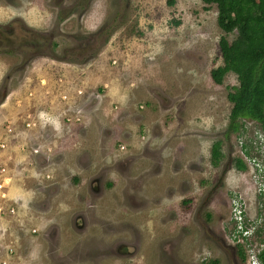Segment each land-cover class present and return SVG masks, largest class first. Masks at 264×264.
Masks as SVG:
<instances>
[{"label":"rangeland","instance_id":"374dc122","mask_svg":"<svg viewBox=\"0 0 264 264\" xmlns=\"http://www.w3.org/2000/svg\"><path fill=\"white\" fill-rule=\"evenodd\" d=\"M0 33L2 262L264 264V132L224 138L214 4L0 0Z\"/></svg>","mask_w":264,"mask_h":264},{"label":"trees","instance_id":"16d2710c","mask_svg":"<svg viewBox=\"0 0 264 264\" xmlns=\"http://www.w3.org/2000/svg\"><path fill=\"white\" fill-rule=\"evenodd\" d=\"M175 0H166L172 5ZM216 6V25L224 33L236 32V37L226 42L217 40L222 65L211 69L210 78L220 84L227 72L236 76L237 85L226 92L231 103L224 138L237 129V120L247 117L258 122L264 132V0H200ZM99 32H108L111 23ZM246 151V150H244ZM218 143L211 145V156L217 158ZM241 168V160L236 161ZM240 256L243 257L240 252ZM264 262V249L258 252ZM207 264H215L211 261Z\"/></svg>","mask_w":264,"mask_h":264},{"label":"built area","instance_id":"2783aa9c","mask_svg":"<svg viewBox=\"0 0 264 264\" xmlns=\"http://www.w3.org/2000/svg\"><path fill=\"white\" fill-rule=\"evenodd\" d=\"M34 118H36L37 120H39V122H37V123L41 127L43 125V122L42 121H43L44 118L43 119H38L37 117H34ZM40 120H42V121H40ZM34 123L35 122L29 116H28L27 120L25 118V120L23 121V124L26 127H29L31 124H32L31 126H34ZM32 128H34V127H32ZM11 130H12L11 126L6 124V125H4L3 128H1L0 134H4L5 135L6 133H10ZM3 143L4 142L2 141V138H0V148H3L4 147V144ZM46 149L49 151V149L42 144V145H38L37 148H33L32 150H33V153H37L38 151H44ZM12 179H13L12 176H10L9 173L6 174L4 172V170H3V168L0 167V200L5 205L4 208H5L6 213L13 211V206H12V208H10V206L7 205L8 204V201L6 200L8 198L6 196V193H7L6 191L8 190V188H10V186H11L10 184L12 183ZM8 191H11V190H8ZM31 231H33V230L31 229Z\"/></svg>","mask_w":264,"mask_h":264},{"label":"flooded vegetation","instance_id":"af4514ba","mask_svg":"<svg viewBox=\"0 0 264 264\" xmlns=\"http://www.w3.org/2000/svg\"><path fill=\"white\" fill-rule=\"evenodd\" d=\"M107 26H108V24H107V23H104L103 25H101V26L98 28V31H100L101 28H106ZM102 32H103V31H102ZM102 32H99V33H102ZM6 34H9V32H7ZM0 35H2V34L0 33ZM3 41H4V42L0 41V47H1V46L4 47V44H3V43H5V41H7V44H10V43L8 42V38H6V37L3 39ZM19 43H20V42H19ZM21 43H23L24 45H26V46H28V47H31V46H33V47H34V46H38L36 42H34V43H33V42H32V43H29L28 41H24V40L22 41V40H21ZM208 263H209V262H208ZM203 264H207V263L204 262Z\"/></svg>","mask_w":264,"mask_h":264},{"label":"crops","instance_id":"0c3cea01","mask_svg":"<svg viewBox=\"0 0 264 264\" xmlns=\"http://www.w3.org/2000/svg\"><path fill=\"white\" fill-rule=\"evenodd\" d=\"M32 104L34 105V104H36V103H32ZM7 257H8V256H7ZM7 257H6V258H7ZM6 258H5V259H6ZM5 259H4V260H5ZM2 261H3V260H0V264H2V263H3V264H14V263H12V262H11V263L9 262V261H10V257H9V259H7L6 261H4V262H2Z\"/></svg>","mask_w":264,"mask_h":264}]
</instances>
